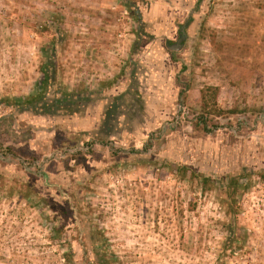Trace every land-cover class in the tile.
Wrapping results in <instances>:
<instances>
[{
	"label": "rangeland",
	"instance_id": "1",
	"mask_svg": "<svg viewBox=\"0 0 264 264\" xmlns=\"http://www.w3.org/2000/svg\"><path fill=\"white\" fill-rule=\"evenodd\" d=\"M0 99V264H264V0H0Z\"/></svg>",
	"mask_w": 264,
	"mask_h": 264
},
{
	"label": "trees",
	"instance_id": "2",
	"mask_svg": "<svg viewBox=\"0 0 264 264\" xmlns=\"http://www.w3.org/2000/svg\"><path fill=\"white\" fill-rule=\"evenodd\" d=\"M47 84H48V77L45 74L43 80L38 85L39 92L45 91ZM216 92L218 91L216 90ZM207 93L210 92H203L201 96V101L203 102L204 110L208 111V109H210L213 106V101L216 103L217 96L212 97V95L210 94L208 95ZM4 104L7 106H11V103L8 99H0V106ZM15 105H20V104L18 102H15ZM221 112H223V110L220 111V113ZM122 114L126 115L123 112ZM206 117L205 119L204 118L200 119V122L203 123V127L205 128V130H207V132H213L212 129H207L209 128V124L211 122L210 121L208 122ZM89 145L90 144L88 143L87 146ZM11 151H12L11 149H8V152ZM162 168L170 171V174L179 176L181 180L187 182L189 185H191V187L193 186L199 187L202 193L204 194L208 192V190H210V188H212L213 185L214 186L218 185V181L216 179L212 177L203 176L199 172L195 171L194 169H192L187 165L169 164V165H164ZM256 175L258 180L264 181V172L257 173ZM241 180L242 179L240 176H230L227 180L228 182L222 185V190L224 191L225 197L221 198V206L224 208V213L229 221L228 225L226 226L227 238L225 240V245H224L225 250H235L236 248H239L238 243L243 241V237H245L247 233L246 227L241 225V219H242L241 204L243 203L247 195L248 185H244L243 183H241ZM25 191L27 190H23V193ZM11 192L12 194H16L17 192L22 193V191L18 190L15 187L11 188ZM32 192L33 191L31 190L30 194ZM105 261L107 260L105 259ZM105 264H108V262H106Z\"/></svg>",
	"mask_w": 264,
	"mask_h": 264
},
{
	"label": "flooded vegetation",
	"instance_id": "3",
	"mask_svg": "<svg viewBox=\"0 0 264 264\" xmlns=\"http://www.w3.org/2000/svg\"><path fill=\"white\" fill-rule=\"evenodd\" d=\"M184 29H185V32L183 31V30H181V34H180V39L178 40V42H177V48H181V46H183V44H184V40H185V38H186V35H187V33H186V27L184 26L183 27ZM182 28V29H183ZM181 41V43H179ZM172 47H174V46H172ZM74 100V102H76V101H78L79 99L76 97V98H74L73 99ZM73 100L71 99V98H69V97H61L60 99H58V100H54L52 103H51V106L52 107H54V109L55 110H59V108L60 107H62V106H65V107H67L69 104H71V105H73L74 103H72L73 102ZM48 101V99H46V98H42V101L40 102V103H38V104H36L35 105V107H39L38 105H40V107L42 106V109L43 108H46V107H48V105H47V102ZM49 104V103H48ZM117 108V105H116V107H115V109ZM121 115V113H119V114H116V117L114 118L117 122H119V116ZM65 152H67V150L65 151ZM62 155L60 154V157H61Z\"/></svg>",
	"mask_w": 264,
	"mask_h": 264
},
{
	"label": "crops",
	"instance_id": "4",
	"mask_svg": "<svg viewBox=\"0 0 264 264\" xmlns=\"http://www.w3.org/2000/svg\"><path fill=\"white\" fill-rule=\"evenodd\" d=\"M91 65H94L95 66V69L96 70H98V71H96V77H95V79L98 81L99 79L100 80H102L101 78H102V76L101 75H103V68H99V65H98V63H91ZM117 67L114 65L113 66V68H112V71L111 72H109L108 70L106 71V70H104L105 71V73H107V74H109V77L111 78L113 75L115 76L116 75V72H117ZM102 73V74H101ZM108 76V75H107ZM94 77V76H93ZM99 78V79H98ZM79 79H82L81 77H79ZM123 80V79H122ZM96 81V82H97ZM98 83V82H97ZM121 84H125V82L124 81H119L118 82V84L116 83V84H114V87H113V89H111V88H107V89H104V92L106 93V91H109V90H112V91H115L116 93H118L117 91H119V90H121ZM117 85H119V86H117Z\"/></svg>",
	"mask_w": 264,
	"mask_h": 264
},
{
	"label": "water",
	"instance_id": "5",
	"mask_svg": "<svg viewBox=\"0 0 264 264\" xmlns=\"http://www.w3.org/2000/svg\"><path fill=\"white\" fill-rule=\"evenodd\" d=\"M182 30L185 32V29L184 28ZM179 43H181V41ZM173 48H177V47L174 46Z\"/></svg>",
	"mask_w": 264,
	"mask_h": 264
}]
</instances>
